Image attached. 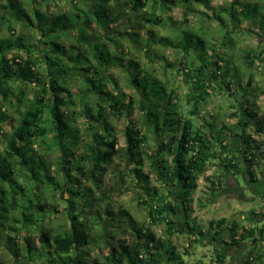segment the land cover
<instances>
[{"label": "trees", "instance_id": "obj_1", "mask_svg": "<svg viewBox=\"0 0 264 264\" xmlns=\"http://www.w3.org/2000/svg\"><path fill=\"white\" fill-rule=\"evenodd\" d=\"M69 1L70 11L54 14L38 7L53 0L0 2L7 32L0 38V256L9 252L17 264H194L184 263L170 238L186 228L195 241L202 235L198 223L188 225L198 180L205 179L210 199L232 191L227 177L243 169L251 184L257 167L264 166V106L258 105L264 80L256 81L264 77V0H229L218 7L213 0ZM177 6L197 15L194 28L172 19ZM255 11L258 18L250 15ZM232 22L235 31L228 29ZM212 23L218 38L210 35ZM155 26L173 29L172 36L156 38ZM253 39L263 41L242 46ZM36 40L43 50H35ZM124 40L130 48L122 47ZM153 46L172 51L174 59L158 55ZM142 55L160 65L145 69L137 57ZM167 73L185 87V112ZM118 78L133 95L120 89ZM36 84H42L40 91ZM214 95L234 123L222 118L216 125L217 116L210 122L201 117ZM168 106L174 121L170 117L161 125L166 116L161 108ZM112 118L127 121L122 149ZM76 119L85 125L81 136L72 129ZM4 124L12 130L3 134ZM118 160L126 165L122 176L142 190L136 203L146 221L111 209L119 187L107 189V178ZM211 166L216 173L206 176ZM120 172L118 185L124 181ZM151 174L158 187L151 185ZM173 184L180 186L177 199L165 193ZM179 211L185 225L180 228ZM54 214L61 224L53 226ZM158 227L163 237L155 233ZM224 229L239 249L249 238L244 264H264V225L241 226L239 233L238 222L221 218L206 227L216 242ZM95 248L106 251L103 260L91 254ZM182 255L191 253L185 249ZM208 259L224 264L212 252Z\"/></svg>", "mask_w": 264, "mask_h": 264}, {"label": "rangeland", "instance_id": "obj_2", "mask_svg": "<svg viewBox=\"0 0 264 264\" xmlns=\"http://www.w3.org/2000/svg\"><path fill=\"white\" fill-rule=\"evenodd\" d=\"M39 1V0H38ZM229 0H213L211 2L212 6L218 7L221 5H224L225 2H228ZM231 1V0H230ZM246 0H239V2H243ZM248 2H252L255 0H247ZM257 1H261V0H257ZM1 3H3V0H0ZM73 3L69 0H53V2H50L47 7H45V5L43 3L39 4V9L41 11H45L47 12V14H54L57 12H64V11H70L72 8ZM195 7L199 10H204L203 7L201 5H195ZM261 12V16L264 14L263 9H260ZM206 13H209L208 10H205ZM250 15H254L256 18H258L260 16L259 11H255L254 14H250ZM171 17L174 21H180L182 22V24L180 25V27H185L188 26L190 28H194L196 26V23L198 21L197 19V15L196 14H190L188 13L187 10H183L181 7H175L172 8L171 11ZM17 29V31H20V26L19 25H14ZM173 27H175V25L173 24ZM210 35L212 34L213 37L218 38V36L216 34H214V27H216V24L212 23L210 26ZM229 30L235 31L237 29V25L232 22L229 25ZM154 33L156 35V38H158V36L162 35L164 37H170L173 34V29H162L160 26H155L154 27ZM7 34L6 29H5V25L0 23V38L5 37ZM73 34H75L73 32ZM35 40V39H34ZM258 41H263L262 39H253V40H249L248 42H241L242 46H250V47H255L258 43ZM36 41H34V43H36ZM71 41H67V44H69ZM262 43V42H261ZM122 47H126V48H130L129 42L124 40L122 41ZM154 51L156 49V53H158V55L163 54L165 57H167V59L169 61H172L174 59L173 53L172 51L168 50L167 48H163V47H159L157 50V46H153ZM44 46H40L39 43H36V51L39 50H43ZM136 54V53H134ZM143 54V53H141ZM142 56H137L139 57V61L140 63L143 65V67L145 69H150V65L153 67H158L160 64L157 62V60H152L150 59V63L145 59V57ZM155 73L154 75L160 79L163 78L162 76V72L160 70L157 69H152ZM40 72H42L41 70H39ZM44 76H40V79L42 80ZM167 80L169 81V83L174 84L176 87V95L179 97V101L182 105V110L183 112H185L187 110V105L185 103V98H184V92H185V87L182 85V83L180 82L179 78H172L171 76H169V73H167ZM259 81L260 80H264L263 78L257 77ZM119 80V87L121 90H123L127 95H133L131 88L127 86L126 82H124V79H120ZM164 79V78H163ZM244 80V78H243ZM244 83V82H243ZM256 83V82H255ZM14 86V83H12ZM36 87L38 89V91H40L42 89V84H36ZM220 97L218 95H214L210 98L208 105L206 107H204V109L201 111V117L205 118L206 121L210 122L212 121L210 119V117L212 115L217 116V120L215 122L216 125H219L221 123V121L224 119L226 124H231L235 122L234 118H231L229 115L227 116V114L230 110L227 109L226 105H219L221 103V101H219ZM251 100V99H250ZM259 106H264V96L262 98L259 99L258 102ZM161 113L164 112L166 113V116L161 118V125H163V122L165 119L168 118H172V121H174V117L172 115H167L168 113H170L171 111V106L166 107V109L161 108ZM264 109V108H262ZM171 114V113H170ZM134 119H136L137 117V112H134L133 114ZM223 118V119H222ZM197 119H195L196 121ZM202 121V120H201ZM127 121L123 118L120 119H115L112 118L110 120V125L113 127L115 135L118 137V148L122 149L125 147V139H124V133H123V129L126 125ZM172 123V122H171ZM84 127L85 125L83 124V120L81 119H76V121L74 120L72 122V129H75L78 131V135L81 136V134L84 131ZM1 130L4 133L9 132L10 130H12V126H9L8 124H4L1 127ZM167 130V129H166ZM217 130L215 131V133L209 138V140L213 143H216L217 139ZM236 132V131H234ZM156 143L157 141L160 140L159 137L156 138ZM166 141V140H164ZM82 143V141H81ZM216 145V144H215ZM39 150V149H38ZM170 160V157L166 156V162ZM125 163L121 160L116 161V164L110 168V171L108 173V178H107V185L108 188L107 189H115V187H119L118 190L115 191V193L112 195V199L109 200L111 203V209L114 213L119 212V210L125 209L129 214H131V216L138 222H142L143 220H145V215H146V211L142 208L139 207L136 203V197L137 195L142 192V190L139 189V186H137L136 184H134L135 182L133 180H131L130 178H126L124 176H122L123 173V169L125 168ZM54 167L51 166V169H53ZM262 169L264 168V166H258L257 169ZM127 169H129V166L127 167ZM121 174V178H123L124 181H120L119 185L116 184V174H119V171ZM149 168L146 166L144 171H148ZM217 169L216 166H211L209 168V170L206 172V176H212L213 174H215ZM256 173H258L257 176H259L260 171L256 170ZM259 179V177H258ZM150 180H151V185L152 186H156L158 187L159 183L156 181L155 176L154 175H150ZM235 180V182H234ZM247 182V183H246ZM248 180L245 179V181L242 178V173L240 172V175H236L233 178L231 177H227V184L228 186H230L231 190H225L223 192H221L220 194H217L215 196H210L209 199V193L210 191L208 190V184L206 183L204 178H200L197 182V188L196 191L194 192L193 196H192V213L190 214V219L188 220V225L190 227H192L196 222L198 223V228L199 230L202 231V235L200 237H198V241H195V239L193 237H195L192 233L188 232V229H185V232L183 234H175L174 236H172L170 238V243L172 246L175 247V251L176 253H178L179 256L182 257V260L184 261V263H189V262H194V264H210L208 263V256L211 255V252L213 253L212 244L208 245V242H210V237L209 234L206 231V227L208 226V222L209 221H216L219 220L221 218H225L227 219V224H231L234 220H236L238 222V224L240 225V230L238 231L239 233H241V226L244 227L245 225L247 226H252L253 228H255L256 226H258L261 222L258 221V216L255 215V213L257 211H259V209H262V202L260 201L261 199L259 197H254L253 194L254 193H258L255 189H250L249 185H248ZM238 186H237V185ZM235 186L237 188H235ZM168 188V189H167ZM262 191H264V185H262V187H259ZM165 193L167 194V197L169 198H175L177 199V195L179 193L180 190V186L173 184L171 187H166L165 188ZM212 194V193H211ZM243 197H247L248 200H245ZM235 198V199H234ZM243 198V199H242ZM241 200V201H240ZM252 200V201H249ZM200 203H203V205L205 206L204 208H200ZM63 208V205H61L60 210ZM260 212V211H259ZM254 213V214H253ZM54 218L53 215L51 223L54 225H58L61 224V218L60 216L56 217V215L54 214ZM245 216V218H247L246 220H241L243 217ZM176 221L179 223L178 227L180 228L181 226H185L184 225V217L181 211H179L175 217ZM124 220V219H123ZM123 223L127 224V221L125 220ZM181 224V226H180ZM123 225V224H122ZM196 226V224L194 225ZM197 227V226H196ZM260 227V226H259ZM162 227H158L155 228V233L160 236L163 237V231H162ZM195 229V228H194ZM231 235V233L224 229L222 235L220 236L221 239H225L228 238ZM249 238H247L245 240V242L242 244L244 246V255L247 249L246 247H249ZM250 243V242H249ZM259 245V242H258ZM246 246V247H245ZM2 244L0 243V250H2ZM261 247V246H260ZM259 247V248H260ZM168 248V247H166ZM187 250L189 253H191V256L189 255H185L183 256L182 253L184 250ZM261 249V248H260ZM106 253V251L104 250H98V248H95V250L91 253L92 255H97L100 257L101 260H103L104 258V254ZM103 256V257H102ZM18 258L13 257L11 254H9V252H7V254L2 253L0 256V264H17V262L15 260H17Z\"/></svg>", "mask_w": 264, "mask_h": 264}, {"label": "crops", "instance_id": "obj_3", "mask_svg": "<svg viewBox=\"0 0 264 264\" xmlns=\"http://www.w3.org/2000/svg\"><path fill=\"white\" fill-rule=\"evenodd\" d=\"M257 177H259V179L257 178V180L254 183H251V184L248 183V185H249L250 189L256 188L255 190L257 192L259 191L258 193H254L253 196L259 197L261 199L260 201L263 203L261 206L262 209H259L260 212L257 211L255 213L258 215V221L261 222L258 226H262V225H264V191H262L259 187H262V185H264V168H262L260 170L259 176H257ZM242 178L244 180L247 179V176L244 174L243 169H242ZM243 198L245 200H248L247 197H243ZM249 201H252V200H249ZM241 218H242L241 220H245V216H243ZM234 221H236V220H234ZM244 227L247 228L249 226L245 225ZM213 233L214 232L209 233L210 242H208V245L209 244L213 245L212 250H213L214 255L221 256V258L224 261V264H244L243 263L244 250L239 249L240 247L232 246L230 243V240L228 238H225V239H222L221 241L216 242L213 238Z\"/></svg>", "mask_w": 264, "mask_h": 264}]
</instances>
